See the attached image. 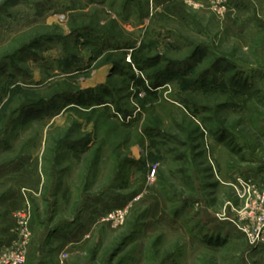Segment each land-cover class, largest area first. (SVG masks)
<instances>
[{"label": "rangeland", "instance_id": "1", "mask_svg": "<svg viewBox=\"0 0 264 264\" xmlns=\"http://www.w3.org/2000/svg\"><path fill=\"white\" fill-rule=\"evenodd\" d=\"M222 7L0 0V251L25 208L24 264H264V0Z\"/></svg>", "mask_w": 264, "mask_h": 264}, {"label": "crops", "instance_id": "2", "mask_svg": "<svg viewBox=\"0 0 264 264\" xmlns=\"http://www.w3.org/2000/svg\"><path fill=\"white\" fill-rule=\"evenodd\" d=\"M31 162L32 159L29 158L28 162L22 166L23 168H19V170L13 168L10 176L2 175V172H0V245L9 242L13 236L12 227L14 220L12 212L18 209L23 201L21 195L23 187L20 183H26L32 189L37 188L36 168L34 167V162ZM31 164H33V173H30V169H27ZM15 171H18V174H13ZM22 177L23 179L27 178V180H23Z\"/></svg>", "mask_w": 264, "mask_h": 264}, {"label": "built area", "instance_id": "3", "mask_svg": "<svg viewBox=\"0 0 264 264\" xmlns=\"http://www.w3.org/2000/svg\"><path fill=\"white\" fill-rule=\"evenodd\" d=\"M230 0H209V2L220 9ZM15 232L17 237L13 242L11 249L8 247L0 251V264H24L25 262V245L30 238L29 216L27 210L21 209L15 214Z\"/></svg>", "mask_w": 264, "mask_h": 264}]
</instances>
